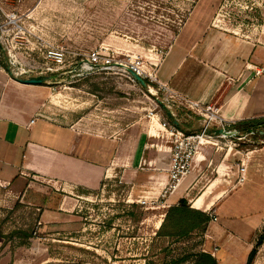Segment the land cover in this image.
I'll list each match as a JSON object with an SVG mask.
<instances>
[{"label":"rangeland","instance_id":"1","mask_svg":"<svg viewBox=\"0 0 264 264\" xmlns=\"http://www.w3.org/2000/svg\"><path fill=\"white\" fill-rule=\"evenodd\" d=\"M197 1L0 0V112L18 115L21 107L33 108L48 95L79 96L90 101L86 112L93 122L109 119L115 137L127 143L113 176L99 189L65 194L38 180L29 197L20 199L0 184V264H190L206 252L202 229L171 236L179 228L168 222L157 236L167 211L177 204L166 202L169 188L155 182L167 172L155 170L158 179H151L149 156L142 151L153 136L163 152L172 150V138L152 119L153 112L171 124L176 117L181 130L196 133L202 119L183 99L159 90L157 82L141 78L143 86L133 68L141 63L147 73L156 72ZM222 1L232 13L227 22L243 32H259L264 0ZM224 12L218 9L216 17L224 19ZM94 53L100 63L92 68ZM31 78L43 83L24 88L17 81ZM262 139L253 135L237 146L231 137L205 142L203 160L208 156L212 162L200 186L214 177L213 164L260 146ZM65 197L70 212L59 213ZM254 260L264 264V242Z\"/></svg>","mask_w":264,"mask_h":264},{"label":"crops","instance_id":"2","mask_svg":"<svg viewBox=\"0 0 264 264\" xmlns=\"http://www.w3.org/2000/svg\"><path fill=\"white\" fill-rule=\"evenodd\" d=\"M225 7L222 0H198L156 76L173 96L220 107L228 121H264V75L255 74L256 67L264 66V24L259 32H243L225 16L216 17L218 9ZM88 102L79 96L53 94L33 108L24 105L18 115L0 112V184L12 197L28 198L33 181L43 180L55 190L61 187L66 194L99 189L113 176L126 140L115 137L109 119L102 125L93 122L86 112ZM156 137L149 147L142 146L144 156H149L145 160L151 179H158L155 170L167 172L171 154L170 147L162 151ZM260 141V146L235 150L233 156L212 163L214 177L201 187L204 170L212 162L208 156L203 160L202 150L191 172L166 198L172 204L185 198L193 209L217 217L207 225L205 243L217 264H248L263 231L264 139ZM240 166L246 169L242 183L237 182ZM167 176L156 184L164 186ZM67 201L65 197L59 213L70 212Z\"/></svg>","mask_w":264,"mask_h":264},{"label":"built area","instance_id":"3","mask_svg":"<svg viewBox=\"0 0 264 264\" xmlns=\"http://www.w3.org/2000/svg\"><path fill=\"white\" fill-rule=\"evenodd\" d=\"M225 4V17H231L232 13L228 9L227 2H225ZM254 8L255 7L252 5L251 10ZM99 60L100 55L94 53L92 54V59L89 60V65L93 68L96 66V64L100 63ZM106 63L110 64L111 59H106ZM133 68L137 72L138 77L143 78V80L150 79L151 81L157 82L159 90L170 93L166 86L160 84L156 76V72L154 74L147 73V71L143 69L141 63H137ZM255 74L256 76L264 75V66L256 67ZM183 101L190 111L202 119L203 123L200 132L186 134L176 127V125L168 122L166 118L160 117L159 115H154V112L151 116L153 120L156 119L160 127L167 131L173 142L169 167L167 169V183L163 186L169 188L170 193L173 192L182 179L191 172L194 161L204 149L205 142L208 143L215 139L231 137L238 141L232 142L234 146H237L241 142H250L251 136L255 135L253 130H249L247 132H240L237 130L235 128L237 122H231L222 117L220 107H217L213 104L203 105L198 102L189 101L187 99H183ZM34 123L35 119H32L30 125ZM238 171L239 176L237 182L242 183L244 181V173L246 169L245 167L240 166ZM207 214L212 221L217 220V217L213 214V212H207Z\"/></svg>","mask_w":264,"mask_h":264},{"label":"trees","instance_id":"4","mask_svg":"<svg viewBox=\"0 0 264 264\" xmlns=\"http://www.w3.org/2000/svg\"><path fill=\"white\" fill-rule=\"evenodd\" d=\"M143 86H146V81L141 82ZM168 117H172L173 111L167 112ZM178 119L173 120V124L176 125L180 130V123L177 121ZM237 130L240 132H247L249 130H253L255 135L260 136L264 135V121L261 120H248V121H242L237 123L235 126ZM186 134H193L196 133V130L192 131H184ZM210 217L207 213H204L200 210L193 209L189 203V201L185 198H182L179 200L178 204L175 206L170 207V209L167 211L166 218L160 228V231L158 232L157 236H161V232L165 228V224L170 222L173 226V228H176L179 230L171 233L170 235H187L188 233H191L195 230L202 229L203 232L206 231V226L210 221ZM264 242V228L261 233V235L258 238V241L256 243L255 248L250 253L248 264H252L254 257L257 252V247L261 245ZM188 259L185 258L183 261H186ZM190 264H217V259L212 256V254L201 251L195 255V259Z\"/></svg>","mask_w":264,"mask_h":264},{"label":"water","instance_id":"5","mask_svg":"<svg viewBox=\"0 0 264 264\" xmlns=\"http://www.w3.org/2000/svg\"><path fill=\"white\" fill-rule=\"evenodd\" d=\"M138 81L143 82V80L140 77H136ZM19 83L22 84H28V85H38L43 83V79H17Z\"/></svg>","mask_w":264,"mask_h":264}]
</instances>
